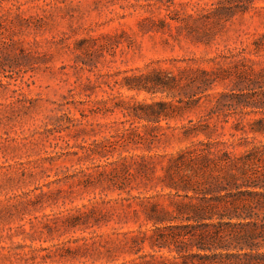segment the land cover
Wrapping results in <instances>:
<instances>
[{
  "label": "rangeland",
  "instance_id": "1",
  "mask_svg": "<svg viewBox=\"0 0 264 264\" xmlns=\"http://www.w3.org/2000/svg\"><path fill=\"white\" fill-rule=\"evenodd\" d=\"M262 35L264 0H0V264H121L123 233L146 228L133 198L168 204L176 193L121 184L122 158L144 157L163 176L172 155L209 138L238 155L264 144L236 130L263 117L237 103L264 102V72L245 74L264 69ZM158 72L180 87L129 89ZM215 76L225 79L205 91ZM158 102L179 113L159 125L128 115ZM194 125L208 134L186 139Z\"/></svg>",
  "mask_w": 264,
  "mask_h": 264
},
{
  "label": "trees",
  "instance_id": "2",
  "mask_svg": "<svg viewBox=\"0 0 264 264\" xmlns=\"http://www.w3.org/2000/svg\"><path fill=\"white\" fill-rule=\"evenodd\" d=\"M254 46L255 53L264 51V35ZM247 60L244 58V62ZM263 72L264 69L258 72L250 68L245 74L258 78ZM202 74L208 76L207 71ZM224 79V76H215L202 85L207 91L208 86ZM180 84L176 77L158 72L133 76L128 87L137 91L171 93ZM204 96L211 99L215 108L222 105L219 95ZM238 97V105L251 109L242 112L243 116L262 113L263 117L256 120L249 131L240 128L241 122L236 130L253 133L255 137L257 134L264 136L263 100L251 93ZM178 113L173 103L158 102L140 105L128 115L159 125ZM224 117L228 119L229 116ZM209 129L210 126L201 129L194 125L186 127L183 135L190 139L199 133L207 135ZM233 146L211 138L194 143L170 157L162 168L163 176H157L156 166L144 157L122 158L120 169L125 182L121 184L138 179L148 185L147 182L156 180L155 188L161 184L176 193L168 195V204L158 196L133 198L139 201L136 206H128L133 222L138 224L139 214L143 212L146 228L141 225L138 230L123 233L121 250L130 259L121 264H264V144L254 145L241 155L231 150ZM93 153L102 155L98 151ZM109 176L120 180L117 174ZM146 247L150 251H146ZM114 259V262L118 260Z\"/></svg>",
  "mask_w": 264,
  "mask_h": 264
}]
</instances>
